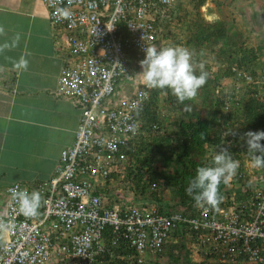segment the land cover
Segmentation results:
<instances>
[{"label":"built area","instance_id":"obj_1","mask_svg":"<svg viewBox=\"0 0 264 264\" xmlns=\"http://www.w3.org/2000/svg\"><path fill=\"white\" fill-rule=\"evenodd\" d=\"M40 1L52 24L72 31L70 58L58 72L54 94L70 99L81 110V123L73 145L60 151L54 175L31 190L42 196L36 217L23 215L11 196L17 186L28 190L25 185L4 188L0 264H94L106 225L112 228L114 240L127 238L134 249L131 258L140 263L146 251H160L170 228L181 221L198 231L201 243L213 239L216 248L240 241L248 262L264 264V191L256 195L257 206L249 219L225 224L144 213L129 206L99 210L98 197L88 191L86 176L105 175L96 164L99 153L106 162L114 154L123 159L117 147L126 146L129 133H134L133 114L148 94L140 83L132 99L114 98V75L122 68L116 70L127 53H145L146 47L158 46L157 29L148 16L156 4L169 7L173 0Z\"/></svg>","mask_w":264,"mask_h":264},{"label":"clouds","instance_id":"obj_2","mask_svg":"<svg viewBox=\"0 0 264 264\" xmlns=\"http://www.w3.org/2000/svg\"><path fill=\"white\" fill-rule=\"evenodd\" d=\"M197 1L198 0H173L171 6L169 7L156 4L155 7L150 10V14L148 17L153 19L152 23L157 29L156 43L158 44V46L146 47L145 53H127L124 57V60H122V63L119 65L116 71H118V69L120 68H122V70L118 72L115 71L116 74L114 75V83L115 85H117V89L114 91V98L123 95L126 98L132 99L136 94V89L140 87V83H144L146 88H148V94L145 102L140 107H138V110L133 114L134 122L136 125L134 128V133L137 132L136 130L141 132H143V130H148V132H150V136H146L145 134L143 136V141L146 139L144 141L145 143L152 140L151 137H155V134H157L158 131L162 130L164 131L163 133H167V130H171V128H173L171 127V121H168V117L170 114L169 109L162 104L156 109V113L164 119V122L166 124L160 125V123L157 122H148L147 124H145L140 120L142 114H144L142 108L146 105L149 100L151 89L170 90L171 93L177 98V100L180 103H183L186 100L195 99L198 94V90L203 87L206 83L207 73L203 70V64L199 62L200 64L198 65V67H200V71L199 74H197L196 66L198 63L196 62L198 61H193L192 52L188 48H186L189 45L186 43V39H188L189 37V32L184 29V24L191 20V18H193V22H195V11L193 9V5ZM214 1L215 0H203L202 4L198 6L197 17L200 18L202 21L207 22H215L220 20L224 21L225 16L223 13H221L218 8L214 6ZM254 1L255 2L251 9L245 7V4L242 6V9L245 13V17L239 12L237 13L238 17L240 18V27L236 28V32L238 33L240 30L244 31L240 38H233L238 43H241L243 39H246V44L248 45L247 40L249 39V32L253 33V30L249 31V29L252 27L249 26V15L255 13L254 15L256 16V26L257 24H264V20H259V12L262 8V3L260 2L261 0ZM39 2L45 9L46 17L48 19L49 24L53 29H55L59 33L60 38L59 40L55 41V45H57L58 47H62L65 51V57L63 56L65 61L60 66L61 68L66 63L67 59L69 60L70 58V55L68 54V42L69 38L73 37V34L72 31L68 30L65 25L52 24L48 15L47 8L43 5L40 0ZM246 2L247 0H241V4ZM256 4H260L258 10L255 9ZM179 6L183 7V11L187 15H183L182 17V12L181 17H177ZM210 8L214 11H211ZM203 13H205V15H203ZM207 13H213L214 17L212 19L205 18L204 16H206ZM233 21L236 22L235 20ZM224 25L226 26V29L228 31L235 32V29H233V27L229 23H226L224 21ZM193 29L194 28L191 27V29L188 30L193 31ZM174 35L176 36L175 39L173 38ZM243 35L244 37H242ZM167 40L172 41L169 42L168 45H166V43L164 42ZM217 42L221 43V41L217 39L212 45L217 44ZM248 47H251L253 50L256 51V49L252 46ZM132 53H134V55L133 57H130ZM255 53L257 57L256 63L262 66L261 69H258L256 78L250 75V73L246 70L238 68L235 64L228 65L226 62H223V64L220 65V63L218 62L219 58L216 56V58L218 59L216 60V62L213 61V67H215L213 71H216V69L218 68L219 70H223L227 67V69H229V72L231 73V76L230 78L219 79L217 83L218 86L215 87L214 92H219L224 87H227L221 86L222 81H227L230 83L229 88L236 97L238 96V94H242L244 92L245 87L247 88L246 85L252 83H255V85L259 83L257 88L260 90L261 94L264 95V61L258 58L257 51ZM217 65L221 67H218ZM246 76H248L250 79H247ZM13 78L14 77H12V79ZM12 79L11 83L13 82ZM116 91H119L118 94H116ZM249 95L251 94L249 93ZM249 95L247 94V96ZM160 101L161 100H159L158 103H160ZM79 111L81 119V110L79 109ZM200 112H202V110ZM202 114H204L208 118L212 116V114L210 113L206 114L205 110H203L200 115ZM80 119L78 125L74 130L73 142L70 145L61 148L59 150V153L62 149H67L73 145L75 141L76 132L78 131L79 125L81 123ZM134 133L131 132L129 134L131 136ZM222 134L223 136L226 135L223 132ZM244 139L246 144L245 146L243 145L241 151L238 152L237 159H233L232 155L230 154L227 148L221 149L212 157L211 166H201L196 169L195 176L190 180L188 186L186 187V194L193 199V201L195 202V206L200 209V213L202 215H205L201 220H205L208 222L214 221L216 223L225 224L227 222H230V220L236 219L238 222L242 219H249L251 215L255 212L257 206L256 195L264 191V129L259 130L257 132H247L244 134ZM129 140L130 137L128 138L127 143ZM130 141L131 144L133 142V146L136 145V141H134L133 139ZM169 150L170 149L168 147L165 149H158L155 146L152 157V159L154 160L151 161V169H161L163 160L166 159L167 162L166 156L167 154H169ZM59 153L58 161L55 167L53 168L52 173L46 179L35 183L30 182L31 184H24L20 182L13 183L23 184L28 188L29 191H31L33 187H36L39 183L47 181L54 175V169L60 164ZM98 155L100 156V160H98L96 164L98 165V168L105 170L104 176H106L107 172L110 169H114L115 167H121L122 164L126 161L131 164L130 155L126 153L124 154L123 159H118L117 154H114L113 160L111 162H106L104 160L103 153H99ZM231 182L236 185L235 187L239 188L234 187V189H232V186H230ZM13 183H10L8 185H11ZM221 184H223L224 188L220 192ZM8 185H6L5 187H7ZM28 190L22 189L17 186V188L13 189L11 196L13 200L18 204L19 210L23 215H25L26 217H36L39 214L40 208L42 207V196L39 191L33 190L29 192ZM116 190L117 189L115 188H111L109 192H113L115 193L114 195H116L118 194V192H115ZM239 191L241 192V196L238 198L235 193H238ZM89 193L94 197H98L99 210L114 208L122 209L124 207L129 206L134 207L144 213H154L166 217L179 215L181 219H197L194 216H183V214L186 213L184 211V207L182 208L181 206L175 205V209H171L172 205L177 204V202L173 197L171 189L169 187H159V190L156 191V200L148 202L145 205L144 201L141 200H135V202H133V191L129 192L128 195L125 196L124 200L121 201H117L114 195L105 199V193ZM169 196L171 197L169 198ZM161 206L163 207V209L158 210V208ZM210 214L215 215V217H211ZM205 217L209 218L205 219ZM184 222L188 223L186 229L191 230L189 226L190 223L188 221ZM176 225L177 224H175V226L170 228V230L168 231V234L162 244V247L168 242L175 244L176 238H172L169 235L171 234L172 230H178ZM0 227H2V225H0ZM106 227L109 226L106 225ZM206 242L210 244H215V240L213 239L207 240ZM187 244L188 245L184 244V246L186 249H189V254L187 253L188 259H192L195 261L199 260V251L204 243H201L199 239V243L187 242ZM162 247L160 249V252L162 250ZM166 249L167 248L163 249L162 253H165ZM189 257L193 258L190 259ZM180 258L181 256L177 257V264L180 261ZM142 260L140 264L142 263ZM133 262L135 263L136 261L134 260L132 261V263ZM211 263L223 264V262L216 259L213 260ZM50 264L57 263L52 262ZM94 264L98 263L94 262ZM183 264L189 263L184 261Z\"/></svg>","mask_w":264,"mask_h":264},{"label":"trees","instance_id":"obj_3","mask_svg":"<svg viewBox=\"0 0 264 264\" xmlns=\"http://www.w3.org/2000/svg\"><path fill=\"white\" fill-rule=\"evenodd\" d=\"M202 2L203 0H198L193 5L195 22L191 18L184 24V29L189 32L186 43L191 44V48L194 49L192 50L193 57L196 59L201 55L200 51L204 45L209 47L219 39L221 46L218 48L217 55L220 65L223 62L228 65L235 64L256 78L258 69L262 67L256 63V51L247 46L246 39H243L241 43L233 39L240 38L244 31L240 30L238 33L228 31L222 20L202 21L197 17L198 6ZM181 14L182 17L187 15L183 11V7L179 6L177 17H181ZM191 27L194 28L193 31L188 30ZM173 38L175 39L176 36L174 35ZM172 40H167L164 43L168 45ZM133 55L134 53L130 57ZM202 64L203 70L207 73V80L205 85L198 90L195 99L180 103L170 90H150L149 100L142 108L144 114L140 120L145 124L148 122L166 124L164 119L156 113V109L162 104L169 109L168 121H171L173 128L167 130V133H163L162 130L158 131L155 137L152 136V140L147 143L144 142L146 139L143 141V136L144 134L150 136V132L148 130H143V132L136 130L137 132L130 136V140L136 141V145L133 146V142L131 144L129 140L127 148L125 145H118L116 151L130 155L131 164L126 161L121 167L110 169L106 176L98 174L86 176L85 180L89 185L87 187L89 192L105 193L104 198L107 199L115 194L109 190L115 188L117 189L115 192H118L114 195L115 199L121 201L129 192L133 191V202L141 200L144 201L145 205L156 200V191L159 190V187H169L177 202V204L172 205V210L177 205L184 207L186 213L183 216L185 217L194 216L202 219L205 216L200 213V209L195 206V202L186 194L185 189L195 176L196 169L201 166H211L212 157L218 151L227 148L233 159H237L238 152L246 144L244 134L264 129V95L257 88L259 83L246 85L247 88L245 87L244 92L238 94L237 97L229 87L214 92L215 87L218 86V80L230 78L231 73L227 67L223 70L218 68L213 71L209 64L204 62ZM196 71L199 74L200 67L196 66ZM159 100H161L160 103H158ZM201 110L202 112L205 110L206 114L210 113L212 116L208 118L204 114L200 115ZM222 132L226 135L223 136ZM155 146L158 149L167 147L170 149L166 156L167 162L166 159L163 160L160 170L151 169ZM223 188L224 186L221 184L220 192ZM235 194L238 198L241 196L240 191ZM160 209L162 210L163 207L158 208V210ZM210 216L215 217L212 214ZM207 218L209 217H205V219ZM187 225L188 223L184 221L177 223L178 230H172L169 235L176 238L175 244L170 242L164 244L161 252L146 251L143 254L141 264H161L160 261L164 257H166V261L168 258V262H171L172 253H162L163 249L167 248L168 250L180 246L186 250L184 244L188 245L187 242L199 243L198 231H195L191 224H189L191 230L186 229ZM100 241L103 243V247L100 251L95 252L94 257L98 264H140L132 263L134 259L131 258V253L134 249L129 245L127 238L121 236L114 240L111 227L104 228ZM230 246H234L233 250H228ZM243 247L240 241L223 244L221 248H214L212 244L205 242L200 248L199 260L192 262L188 257H185L184 261L189 264H212L211 262L216 259L223 264H251L247 260ZM175 255L179 257V254L175 253ZM173 260L175 261L176 258ZM168 262L167 264H169Z\"/></svg>","mask_w":264,"mask_h":264},{"label":"crops","instance_id":"obj_4","mask_svg":"<svg viewBox=\"0 0 264 264\" xmlns=\"http://www.w3.org/2000/svg\"><path fill=\"white\" fill-rule=\"evenodd\" d=\"M59 38L39 0H0V212L6 185L46 179L73 142L79 108L53 94L65 61Z\"/></svg>","mask_w":264,"mask_h":264},{"label":"rangeland","instance_id":"obj_5","mask_svg":"<svg viewBox=\"0 0 264 264\" xmlns=\"http://www.w3.org/2000/svg\"><path fill=\"white\" fill-rule=\"evenodd\" d=\"M238 2L240 3L241 0H215L213 2L214 6L216 8H218L221 11V13L224 14V16H225L224 21L226 23H229L233 27V29H235V31H236V28L240 27V18L237 15V6L239 5V4H237ZM254 2H255L254 0H252L250 2L247 1L244 6L251 9L253 7ZM260 2L262 3V5H261L262 8L260 9V12H259V14H260L259 20L263 21L264 20V0H261ZM259 7H260V4H256L255 9L258 10ZM254 14H251L248 16V21L250 24L249 26L253 27V28L251 27L249 29V31L253 30V33L249 32V35H248L249 39L247 40V43H248L247 46H252L253 48H255L257 51V54H258V58H260L264 61V24L262 25V23H261L260 25L257 24V26H256V19H255L256 16ZM203 15H205V13H203ZM204 17L207 18L206 16H204ZM233 20H235L236 22H234ZM184 38H185V36H184ZM220 46H221V43H219V42H217V44H215V45H210L209 47L204 45L200 51L201 55L199 57H196V59L193 57V61H194V59L196 61H198V62L195 61L196 63H198L197 66L203 62L206 64H209L211 66L212 70H214L215 67H213L214 66L213 61L216 62V60L218 59V58H216V56L218 57V55L216 53L218 52V48H220ZM186 48H188L191 52H192V50H194L191 48V44H189ZM199 59L201 62L199 61ZM208 75L212 76L211 74H208ZM221 84H222L221 86L230 87V83L227 81H222ZM217 89H218V87H217ZM164 112H165V109H164ZM230 186H232V189H234V187L236 185H234L233 182H231ZM235 188H239V187H235ZM232 191H234V190H232ZM170 197L171 196H169V198ZM176 248H178V249H176ZM167 253L173 254V256L169 255L172 258V261L168 262L169 259L167 258V261H166V257H164L160 261L161 264H163V263L167 264V262L169 264H177V262H176L177 260H175V261L173 260V258L177 259V256L174 255L175 253L180 254L179 256H181L178 264H183L184 258L187 256V253L189 254V251L187 249L185 250L184 248H181L180 246L179 247L175 246L172 249H168V250L166 249L165 254H167ZM189 258L191 259L193 257H189ZM191 261L193 262L192 259H191Z\"/></svg>","mask_w":264,"mask_h":264},{"label":"bare ground","instance_id":"obj_6","mask_svg":"<svg viewBox=\"0 0 264 264\" xmlns=\"http://www.w3.org/2000/svg\"><path fill=\"white\" fill-rule=\"evenodd\" d=\"M207 19H212L214 17L213 13L206 14Z\"/></svg>","mask_w":264,"mask_h":264}]
</instances>
